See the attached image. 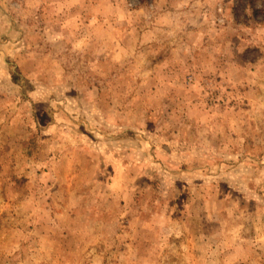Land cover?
I'll return each instance as SVG.
<instances>
[{"label": "rangeland", "instance_id": "obj_1", "mask_svg": "<svg viewBox=\"0 0 264 264\" xmlns=\"http://www.w3.org/2000/svg\"><path fill=\"white\" fill-rule=\"evenodd\" d=\"M0 264H264V0H0Z\"/></svg>", "mask_w": 264, "mask_h": 264}]
</instances>
